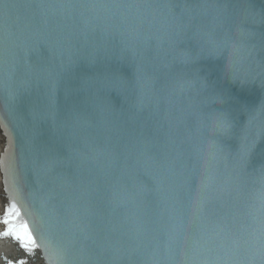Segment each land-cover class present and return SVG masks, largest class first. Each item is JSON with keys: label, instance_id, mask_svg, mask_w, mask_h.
<instances>
[{"label": "water", "instance_id": "water-1", "mask_svg": "<svg viewBox=\"0 0 264 264\" xmlns=\"http://www.w3.org/2000/svg\"><path fill=\"white\" fill-rule=\"evenodd\" d=\"M0 130L29 264H261L264 0H0Z\"/></svg>", "mask_w": 264, "mask_h": 264}, {"label": "snow or ice", "instance_id": "snow-or-ice-1", "mask_svg": "<svg viewBox=\"0 0 264 264\" xmlns=\"http://www.w3.org/2000/svg\"><path fill=\"white\" fill-rule=\"evenodd\" d=\"M0 223L5 226V230L0 232V237L16 241L18 247L28 254L29 258L39 248L37 238L33 235L28 222L21 216L20 208L15 201L7 203L4 215L0 217ZM6 264H14V260L9 258L6 260ZM15 264H29V260L16 258ZM261 264H264V258H262Z\"/></svg>", "mask_w": 264, "mask_h": 264}, {"label": "bare ground", "instance_id": "bare-ground-1", "mask_svg": "<svg viewBox=\"0 0 264 264\" xmlns=\"http://www.w3.org/2000/svg\"><path fill=\"white\" fill-rule=\"evenodd\" d=\"M5 150V138L0 130V162L2 155ZM4 185L2 182V174L0 168V217H2V202L4 196ZM5 230V226L0 223V232ZM4 250V252H3ZM4 255L8 258L15 259V258H27L28 256L23 252L22 249L18 247L16 241H13L11 238H2L0 237V256ZM1 262V261H0ZM33 264H43L41 260H38L36 263Z\"/></svg>", "mask_w": 264, "mask_h": 264}, {"label": "rangeland", "instance_id": "rangeland-1", "mask_svg": "<svg viewBox=\"0 0 264 264\" xmlns=\"http://www.w3.org/2000/svg\"><path fill=\"white\" fill-rule=\"evenodd\" d=\"M3 252H4V250H3Z\"/></svg>", "mask_w": 264, "mask_h": 264}]
</instances>
